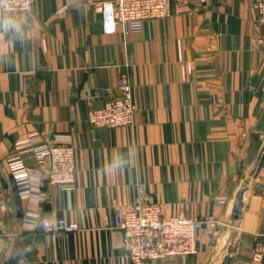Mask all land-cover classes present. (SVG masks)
Returning a JSON list of instances; mask_svg holds the SVG:
<instances>
[{"label": "crops", "instance_id": "obj_1", "mask_svg": "<svg viewBox=\"0 0 264 264\" xmlns=\"http://www.w3.org/2000/svg\"><path fill=\"white\" fill-rule=\"evenodd\" d=\"M31 1L19 15L25 41L0 40V264H132L115 214L138 198L164 218L220 222L215 235L199 234L198 255L157 264H250L264 243V26L253 19L261 0L173 4L169 19L127 37L121 27L108 34L87 0ZM120 74L134 87V125L92 127L91 97L101 107L98 91ZM31 133L48 143L73 136L78 188L69 199L45 182L47 200H23L20 219L7 162ZM24 159L40 169L31 153ZM30 212L80 230L44 231Z\"/></svg>", "mask_w": 264, "mask_h": 264}, {"label": "built area", "instance_id": "obj_2", "mask_svg": "<svg viewBox=\"0 0 264 264\" xmlns=\"http://www.w3.org/2000/svg\"><path fill=\"white\" fill-rule=\"evenodd\" d=\"M189 1L87 0V4L102 15L108 34L117 33L118 27H121L123 35L127 37L142 32L151 22L169 19L173 4L186 5ZM206 1L199 0L201 4ZM32 4L31 0H13V9L18 15L29 14ZM67 8L65 6L64 10ZM253 12L254 22L264 26V0L254 4ZM98 94L106 96V99L101 107H94L95 97H91L87 122L92 127L112 130L134 125L137 107L134 87L127 75L120 74L114 88L105 87ZM29 153L35 157L40 169L27 166L24 155ZM7 165L22 201L35 204L45 202L48 198L44 192L45 182L63 191L69 199L78 188L77 151L71 134L60 135L54 143H48L39 133H31L15 144L14 154ZM218 202L224 204L225 200L219 199ZM29 216V221L47 232L73 233L80 230L77 223H69L65 219H44L38 212H30ZM219 226L220 222L214 214L164 218L160 205L140 198L134 204L118 209L115 214V228L121 232L125 251L123 261L132 264H157L198 255L199 234L204 232L213 236ZM8 234L7 229H3V235ZM263 261L264 243L256 242L250 264H263Z\"/></svg>", "mask_w": 264, "mask_h": 264}, {"label": "clouds", "instance_id": "obj_3", "mask_svg": "<svg viewBox=\"0 0 264 264\" xmlns=\"http://www.w3.org/2000/svg\"><path fill=\"white\" fill-rule=\"evenodd\" d=\"M27 29V19L14 11L13 0H0V40H6L11 44L23 43Z\"/></svg>", "mask_w": 264, "mask_h": 264}, {"label": "water", "instance_id": "obj_4", "mask_svg": "<svg viewBox=\"0 0 264 264\" xmlns=\"http://www.w3.org/2000/svg\"><path fill=\"white\" fill-rule=\"evenodd\" d=\"M262 157L260 158L259 162L257 163V170H258V167H260L261 165V162H262ZM245 192V189H242L237 198H236V201H235V204H234V209H233V218L235 220H239L241 219L242 217V209H243V194ZM15 199H16V205L18 207V217L20 219H23V209H22V200L19 196V194L16 192V195H15Z\"/></svg>", "mask_w": 264, "mask_h": 264}]
</instances>
